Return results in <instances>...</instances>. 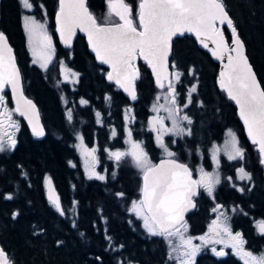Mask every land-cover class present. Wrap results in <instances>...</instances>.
Segmentation results:
<instances>
[{"label":"trees","instance_id":"16d2710c","mask_svg":"<svg viewBox=\"0 0 264 264\" xmlns=\"http://www.w3.org/2000/svg\"><path fill=\"white\" fill-rule=\"evenodd\" d=\"M125 2L131 5L135 20L138 0ZM223 2L264 88V0ZM56 3L46 0L49 14H53ZM87 6L98 23L117 21L114 16L106 19L107 0H87ZM6 12L16 31L17 3L13 2L12 7L9 4ZM223 31L229 41L224 27ZM22 54L23 90L39 109L45 135L36 137L24 125L15 147L0 151V248L12 264H177L178 261L169 259L168 241L150 236L141 219L128 210L132 201L140 198L141 171L133 161L112 167L107 156L109 151L123 147L126 126L132 130L133 140L143 142L152 163L165 156L148 128L147 119L150 105L157 96H165L166 88L155 87L145 63L138 60L137 99L129 101L106 80V69L96 64L84 37L78 33L70 48H63L56 41L55 55L46 70L31 62L25 47ZM61 61L80 73L78 82L62 80ZM169 61L170 68L175 63L173 69L181 73L176 86L177 104L186 87L196 86L192 103L184 108L192 121V134L185 133L175 140V158L189 167L201 154L208 161L211 143L219 140L227 128L237 130L239 142L247 144L250 160L245 162V168L251 172L256 186L250 192L231 191L230 203L238 208L232 226L248 238L247 247L262 251L264 235L255 233L253 220L264 221V171L257 150L246 140L235 106L217 86L218 63L190 35L172 40ZM81 99L88 103L81 104ZM129 106L135 119L126 124L123 112ZM67 109L72 111L71 121L67 119ZM97 112L101 114L100 123ZM78 137H83L87 147H96L101 160H108L105 180L89 178L76 147ZM165 143L170 147L173 142L166 137ZM47 178L60 198L64 215L45 195ZM215 192L214 189L212 196L204 193L197 200V206L185 219V235L196 238L208 230L212 209L218 203ZM193 264L244 263L231 253L217 256L205 246L196 254Z\"/></svg>","mask_w":264,"mask_h":264},{"label":"snow or ice","instance_id":"6c2138e0","mask_svg":"<svg viewBox=\"0 0 264 264\" xmlns=\"http://www.w3.org/2000/svg\"><path fill=\"white\" fill-rule=\"evenodd\" d=\"M24 9H32L30 0H19ZM41 7H43L41 5ZM108 15L118 17L119 22L100 24L96 17L89 11L86 0H59L56 12V31L65 46H70L77 29L86 33L89 47L95 53L96 59L110 66L107 79L114 81L122 88L132 100L137 99L135 82L140 76L135 61L142 58L152 69L155 83L160 89L165 88L167 82L168 92L164 99L168 105H153V111L159 112L160 108L168 113L167 119L172 122L168 128L164 124L165 117L154 116L149 121V127L156 132V144L163 150L164 159L158 164H153L144 150L142 141L132 139V130L127 129L126 143L129 148L125 151H112L110 158L119 163L130 156L134 165L141 171L143 183L140 188V198L133 200L128 209L136 217L143 220V227L150 236H160L168 241L170 246L169 259L178 261V264H193L194 258L201 249L209 244H225L239 256L244 264H264V253L259 256L245 249L246 241L242 233H233L227 224V216L223 212L209 225V231L203 236L193 238L185 236L187 222L184 215L196 204L194 198L199 195V189H203L209 196L213 195L215 186L220 183L219 173L205 172L201 167L199 179H193L192 170L183 163L177 162L175 153L164 142V135L172 133L183 136L191 135V129L182 126L181 121H192L188 115H180L181 108L177 106L178 93L171 77L180 80L179 71L169 73L168 57L171 52L173 37L184 33L193 34L199 43L209 47V42L214 46L211 53L220 60L227 58V63L219 74V86L227 96L233 100L239 108V116L242 119L249 139L256 146L260 154V163L264 165V88H261L245 54L244 42L241 40L233 19L226 11L223 0H138L136 19H133V9L125 0H107ZM138 21V23H137ZM227 25L231 32V44L229 45L221 26ZM23 28L27 34L28 45L33 56V63L39 64L42 69H47L55 55V47L52 37L46 30V23H41L34 16H23ZM175 68V63L172 64ZM61 75L67 81L70 78L78 82L80 73L68 68L61 61ZM10 86L15 101V112L27 117L34 136L43 137L44 127L39 122V113L35 104L23 94L20 71L16 65L12 48L8 45L7 38L0 32V131L5 126L17 128L12 121V110L7 107V101L3 95L4 89ZM196 92L193 85L188 90L187 102L183 108L192 103V93ZM170 98V99H169ZM110 100V97H105ZM160 99L159 96L156 97ZM67 103V101H65ZM81 104L88 101L81 99ZM131 109L125 110V118L131 122L135 119L131 116ZM99 112L96 113L97 123H100ZM67 119L72 120L71 109L67 112ZM112 135H116L115 129ZM227 139L224 144V152L229 160L243 159L245 149L240 146L236 133L227 130ZM7 147H15L16 140L10 133L0 135V151ZM81 143L77 145L85 157V166L89 178L96 177L103 181L105 176L95 171L98 162L95 156L96 149H88L83 145V137H78ZM175 143V141H173ZM218 149L213 148L212 159L218 165ZM238 178L251 180V174L243 167L237 169ZM231 180V177L228 178ZM49 186L48 199L60 215H64L60 198L55 194L51 186V179L47 178ZM244 189L241 188L240 191ZM117 195L123 196V193ZM11 198V197H7ZM223 206L217 204L212 209L217 212ZM236 211V209H233ZM15 215V214H14ZM223 217V220H221ZM75 226V224L73 225ZM257 230L264 235V221L257 222ZM84 234L81 233V236ZM172 237H178L179 245H173ZM111 240V237H106ZM199 239L200 244H194L193 240ZM58 243H62L58 241ZM212 251L217 256H224L223 249ZM176 254V255H174ZM0 264H12L3 248H0Z\"/></svg>","mask_w":264,"mask_h":264},{"label":"flooded vegetation","instance_id":"af4514ba","mask_svg":"<svg viewBox=\"0 0 264 264\" xmlns=\"http://www.w3.org/2000/svg\"><path fill=\"white\" fill-rule=\"evenodd\" d=\"M13 2L17 3L18 9H19L18 14H16V17H17V30L16 31L15 30L13 31L12 25L10 23L11 15L6 12V10L8 11L9 4L12 7ZM30 2L33 4V8L29 10V9H24L20 5L19 0H0V32H3L5 34V36L7 38V42L9 43V45L11 46V48L13 50V53L15 55V60H16V63L18 64L19 69H20V62L22 64V62L24 61V56L22 54V51H23L24 47L27 50L29 49L28 48L27 35H26V32L23 28V16H25V15L34 16L37 21H39L41 23H46V30H47L48 34L52 37V42H53L54 47H56V41L58 42V44H60L58 41V37L56 35L55 29H54V26H55V24H54V12L57 9V3H56V8H55L53 14H49L48 13V7L46 5V0H30ZM56 2H57V0H56ZM41 5L43 7H41ZM116 18L118 19V17H116ZM51 30L54 32V34H51ZM20 36H21V39H20ZM55 37L57 40L55 39ZM28 53H29V51H28ZM29 55H30V53H29ZM171 73H173L172 69H171ZM171 79H172V82H173V84L175 86V90H176V86L179 85V83H178V81L173 80V77H171ZM187 88H185V90ZM184 93H185V91H184ZM3 95L5 96V99L7 101V107L10 110H12L11 119H12V121H15L17 123L18 127L17 128H9V127L5 126L3 128V130L0 131V135H3L5 132L10 133L13 135L14 139L17 141L18 134L23 129V126L25 125L27 128H28V126L25 123L22 115H20V113L14 111L15 104H14L13 98L11 96L9 86H7L4 89ZM0 110H2V109H0ZM228 129H231L233 132H235L238 140H241L240 137L238 136L237 130L229 127L224 131L222 137L219 140L212 142V144L220 143L223 140L224 135L226 134ZM171 142H173V141L171 140ZM5 144H6L5 150L13 148V147H11V148L7 147L6 138H5ZM175 144H176V142L172 143L170 146L171 150L174 153H175V151L173 149H174ZM244 144L240 143V146L245 149V155H244L243 159L229 160L227 158V156L225 155V153H223L221 151L219 154V164L217 166L213 163L211 158L209 159V156H207V159H208V161H207L205 156L203 154H201L200 157L196 158V161L194 162L192 167H189L192 170V174H193L194 179L200 178V173H199L198 169H200L201 167L204 169L205 172H208V173H213L218 168L219 179L222 178V175L224 174V176H225L224 181L225 182H221V180H220V183H218L215 186L216 187L215 193H217L216 198L218 201V203H216L215 205H217V204L222 205L223 206L222 208L226 209V211H228V212H230L233 207H235V209H238L235 205L230 203V199L232 198V192L233 191L239 192V193L250 192L256 186V182L252 179V177H251V180H249V184H245V185H242L241 183H239L240 180L238 178H236V174H235L236 170L238 168H241V167H243L245 169V171H247L248 173L251 174V172L245 168V162L246 163L249 162L250 159H249V154H248V148L246 146L247 144H245V145ZM248 144H250V143L248 142ZM250 147H251V145H250ZM252 147H253V149H255L253 145H252ZM229 177H231V180L228 179ZM239 184L241 185V187H239ZM241 188H243L244 190L240 191ZM204 193L207 194V192H205L202 188L199 189V195L194 198V202H195L196 206H197V200H199V198L201 196H203ZM187 215H186V217H187ZM186 217H185V219H186ZM233 218H234V213H232V215H230L228 218L229 227L234 232L242 233V231L240 229H234L233 228V226H232V219ZM258 219L262 220V218L254 219L253 220V229H254L255 233L260 234L257 231L256 224L254 223V222L258 221ZM242 235H243L244 240L247 243L248 238L243 233H242ZM246 243L244 245L245 249L248 251H251L254 255L259 256L261 253H263L262 251L253 250L252 248L247 247ZM224 252L225 253H231V254L237 256L232 251V249L230 247L225 248ZM237 257L244 263V261L239 256H237Z\"/></svg>","mask_w":264,"mask_h":264},{"label":"rangeland","instance_id":"374dc122","mask_svg":"<svg viewBox=\"0 0 264 264\" xmlns=\"http://www.w3.org/2000/svg\"><path fill=\"white\" fill-rule=\"evenodd\" d=\"M115 19L117 20V21H119L116 17H115ZM27 35V34H26ZM28 48H29V45H28ZM28 51H29V53H30V57H31V61H33V56H32V53H31V50H30V48L28 49ZM33 63V62H32ZM36 65H38L39 66V64H36ZM66 65V64H65ZM173 69V68H172ZM60 71H61V68H60ZM173 72H176L175 71V69H173L172 70ZM61 77H63L62 75H61ZM62 80H64V78H62ZM173 80H175L174 79V77H173ZM65 81V80H64ZM69 83H72V82H74L71 78L69 79V80H67ZM192 86H189L186 90H185V93L183 94V96H182V98H181V100H179L178 101V104H177V106L178 107H180L182 110H181V112L179 113L181 116L182 115H185L186 113L184 112V108H183V105L187 102V95H188V90L191 88ZM158 89H160V88H158ZM162 93V92H161ZM160 97V96H159ZM61 98L63 99V97L61 96ZM170 99V98H169ZM168 101H166L165 99H164V97H160V99L159 100H157V99H155L153 102H152V104L150 105V111H151V113H150V115H149V117H148V128H149V130H151V128L149 127V121L151 120V118L152 117H154V116H161V117H165V120H164V124H165V126L166 127H168V128H170V127H172V122H171V120L170 119H167V116H168V113L164 110V108H160V110H159V112H155V111H153V105L154 104H156V105H168ZM130 108V106L129 107H127L126 109H129ZM126 109H124V116H123V118H124V121H125V123L127 124L129 121H127L126 120V118H125V110ZM68 112V109L66 110V113ZM130 115H131V113H130ZM187 115V114H186ZM181 124H182V126H184L185 128H190V124H188V122L187 121H181ZM127 129H128V126H126L125 127V140H124V144H123V147H121V148H119V149H117V150H120V151H125V150H127L128 148H129V144L128 143H126V139H127ZM152 131V130H151ZM153 132V135H154V138L156 137V132H154V131H152ZM227 133V132H226ZM166 137H170V139L172 140V141H175L176 139H178V138H180V136H176V135H174V134H172V133H168V134H165L164 135V142H165V138ZM227 139V136H226V134L224 135V138H223V140L220 142V143H214V144H212L211 143V145H210V147H209V151H208V156H209V159L211 158V160L213 161V159H212V152H213V148L215 147L216 149H218V153H217V156H218V160H219V154H220V152L222 151L223 153H225L224 152V144H225V140ZM136 141V140H135ZM81 143V141H80V139L79 140H77V142H76V147H77V145H79ZM84 145V144H83ZM168 145V144H167ZM86 148H88V149H92V148H95L96 149V147H87L86 145H84ZM160 148V147H159ZM169 149L171 150V148L169 147ZM77 150L79 151V154H80V158H81V161H82V165L84 166V168L86 169V166H85V157L82 155V150L79 148V147H77ZM160 150H161V153L164 155V153H163V150L160 148ZM112 151H116V150H112ZM112 151H109L108 152V154H107V156L109 157V159L108 160H110V162H111V166L112 167H116L117 166V162L115 161V160H113V159H111L110 158V152H112ZM172 151V150H171ZM225 155L227 156V154L225 153ZM95 156H96V158H97V163L95 164V171L97 172V173H99V174H101V175H104L105 176V174H107V173H105V171H106V168H107V166H108V160L105 162L104 160H101V157L99 156V154H98V152H97V149H96V152H95ZM132 160H131V157L130 156H128V157H125L120 163H119V166H120V164H126L127 162H131ZM213 163L217 166V164L213 161ZM118 166V167H119ZM86 172L88 173V171H87V169H86ZM214 172H218V168L214 171ZM219 173V172H218ZM236 178H238V174H237V170H236ZM96 178V177H95ZM224 179H225V176H224V174L222 175V178H220V180H221V182H225L224 181ZM239 179V178H238ZM240 181H239V183H241L242 185H245V184H249V180H247V179H245V180H241V179H239ZM239 187H241V185L239 184ZM216 207V205L214 206V208ZM233 209H235V207H233L232 208V210L230 211V212H228V211H226V209H224V208H222V209H219L217 212H214L213 213V217H212V220H211V222L209 223V225L212 223V221L213 220H215L216 218H217V216H219L220 215V213L221 212H223L224 214H225V216H227V218H229V216L230 215H232V213H234L235 211H233ZM221 220H223V217H221ZM259 221H262L261 219H258V221H256V222H254L255 224H256V227H257V222H259ZM141 222H142V224H143V220L141 219ZM227 224H228V226H229V222H228V219H227ZM208 225V226H209ZM208 231H209V228H208V230L204 233V234H201V235H198V236H196V238L197 237H200V236H203V235H205L206 233H208ZM258 231V230H257ZM233 233H236V232H234V231H232ZM185 236H187V235H185ZM172 242L174 243L173 245H179L180 244V240H179V238L178 237H172ZM193 243L194 244H200L201 243V241L199 240V239H195L194 241H193ZM206 246H208L209 247V249L210 250H212V248L213 247H215L216 248V250L217 251H219V250H221V249H223V250H225V248H229L230 246H226L225 244H219V243H217V244H209V245H206ZM205 247V246H204ZM231 248V247H230ZM262 252L264 253V250H262ZM177 264H178V262H177Z\"/></svg>","mask_w":264,"mask_h":264},{"label":"water","instance_id":"95a60500","mask_svg":"<svg viewBox=\"0 0 264 264\" xmlns=\"http://www.w3.org/2000/svg\"><path fill=\"white\" fill-rule=\"evenodd\" d=\"M86 2H87V0H86ZM58 7H59V0H57V9H56L55 12H54V24H55L54 29H55V32H56V35H57V37H58V41H59L60 45H61L63 48H70V47L72 46V44H73V41H74V38H75L76 34L78 33V34L82 35V36L84 37L85 43H86V45H87V49H88L89 53L92 54V56H93V58H94L96 64H98V65H100V66H102V67H104V68L106 69V74H105V78H106V80H107L108 82L114 84L115 86H117L116 83H115L114 81H109V80L107 79V73H108L109 71H111V68H110L109 65H107V64H103V63H101L99 60L96 59L95 53H94V52L92 51V49L89 47L88 39H87V35H86V33L80 31L79 29H77L75 36H73V38H72V42H71V45H70V46H65V45L61 42V40H60V36H59V33L56 31L57 24H56V19H55V17H56V12L58 11ZM87 7H88V6H87ZM88 9H89V7H88ZM89 11H90V9H89ZM90 12H91V11H90ZM91 13H92V12H91ZM92 14H93V13H92ZM93 15H94V14H93ZM118 20H119V18H118ZM116 22H119V21H116ZM116 22H107V23H100V24L103 25V24L116 23ZM137 23H138V21H137ZM221 27H222V29H223V27H224V28L226 29L227 33L230 35V40L228 41V40L226 39L227 43L230 45V44H231V39H232L231 32H230V30L227 28V25H226V24L223 25V26H221ZM223 33H224V31H223ZM183 35H190V36H192V38H193L194 41L196 42V45H197L200 49L206 50V51L209 53V56L211 57V59H212L213 61H215V62L218 63L217 76H216V83H217L218 88H219L220 90H222V89L220 88V86H219V74H220L221 70L223 69L224 64L227 63V58L225 57V59L222 61V60L217 59L216 57H214V56L212 55V53H211V50H210L212 47H214V46L211 44V42H209V47H208V48H204V47L199 43V41L196 39V37H195L193 34H190V33H184ZM183 35L178 34L177 36L173 37V39H174V38H177V37H180V36H183ZM224 36H225V34H224ZM225 38H226V36H225ZM241 40H242V39H241ZM8 45H9V43H8ZM9 46H10V45H9ZM244 46H245V45H244ZM10 47H11V46H10ZM171 53H172V45H171V52H170V55H169V57H168V71H169V73H171V68H170V65H169V64H170V61H169V60H170ZM13 54H14V53H13ZM245 54H246V49H245ZM14 56H15V55H14ZM246 56H247V54H246ZM247 58H248V56H247ZM138 60H141V61H143V62L145 63L146 67H147L148 70L150 71V74H151V76H152L153 83H154L155 87L158 88V86H157L156 83H155V77H154V74H153V72H152L151 67H150V66H149V65H148V64H147L142 58H139V57H138L137 60L135 61V63H136V67H137V68H138V65H137V61H138ZM15 61H16V60H15ZM248 61H249V58H248ZM249 63H250V61H249ZM16 65H17V67H18V64H17V63H16ZM250 65H251V63H250ZM251 66H252V65H251ZM18 69H19V67H18ZM138 70H139V68H138ZM252 70H253V72L255 73L253 67H252ZM19 71H20V69H19ZM20 76H21V74H20ZM255 76H256V73H255ZM170 79H171V76H170ZM256 79H257V81L259 82L257 76H256ZM259 84H260V82H259ZM21 85H22V79H21ZM260 86H261V85H260ZM117 87H118V89L121 91V93H122V94H123V95H124L129 101H131V102L135 101V100H132L131 97L128 95V93H126L122 88H120L119 86H117ZM165 87H167V82H165ZM261 88H262V87H261ZM9 89H10V93H11V96H12V91H11V87H10V86H9ZM22 89H23V85H22ZM223 91H224V90H223ZM167 92H168V87H167ZM224 93H225L226 97H227L228 99H230V98L227 96V94H226L225 91H224ZM23 94H24V90H23ZM24 96H25L26 98H28L25 94H24ZM12 98H13V96H12ZM28 99L31 100V101L35 104V102H34L31 98H28ZM230 100H231V99H230ZM13 101H14V99H13ZM231 101H232L233 105L235 106L236 116H237V118H238V120H239V122H240V124H241V126H242V129H243L244 135H245L247 141H248L250 144H252L251 140L249 139V137H248V135H247L246 127H245V125H244L242 119H241L240 116H239V108H238V106L236 105V103H235L233 100H231ZM14 104H15V101H14ZM35 106H36V109L38 110V107H37L36 104H35ZM38 113H39V110H38ZM22 117L24 118V121H25V123L27 124L29 130L32 132V130H31V125H29L27 117H25V116H22ZM39 122H40V124L43 126L42 121H41V117H40V113H39ZM44 131H45V130H44ZM252 145H253V144H252ZM253 146H254V145H253ZM254 148L257 150L256 146H254ZM257 152H258V150H257ZM258 155H259V160H260V154H259V152H258ZM164 158H165V156L158 158L153 164H158V163L161 161V159H164ZM176 160H177V162H179V163L186 164V163H184V162H181V161L178 160V159H176ZM186 165H187V164H186ZM261 165H262V164H261ZM187 166H188V165H187ZM188 167H189V166H188ZM262 168H263V170H264V165H262ZM193 179H194V177H193ZM140 180H141V181H140V188H141L142 183H143L142 174H141ZM51 186H52V188L54 189L52 183H51ZM54 192H55L56 195H58L55 189H54ZM48 194H49V186H48V184L46 183V184H45V195H46L47 199H48ZM140 195H141V194H140ZM48 200H49V199H48ZM191 210H192V209H190L188 212L185 213V215H184V219H185L186 215H187Z\"/></svg>","mask_w":264,"mask_h":264}]
</instances>
